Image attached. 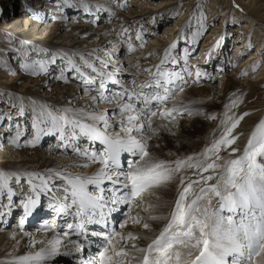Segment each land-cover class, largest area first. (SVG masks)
<instances>
[{"label": "bare ground", "instance_id": "1", "mask_svg": "<svg viewBox=\"0 0 264 264\" xmlns=\"http://www.w3.org/2000/svg\"><path fill=\"white\" fill-rule=\"evenodd\" d=\"M77 1L34 0V8L32 11H29L27 8V0H22L19 2L21 6L18 5L21 9L19 16H8V18L6 17V13L11 12L13 9V0H0V83L13 86L10 93L8 92L5 96H0V163L2 164H0V174H3L7 178V186L0 188V209L2 210L0 211V264H18L21 257L35 255L38 251L47 247V242L53 238L61 240V244L58 246L60 255L54 259H58L61 255L63 257L55 263L42 261L40 264H72V260L81 257L80 252L82 250L84 252L83 245L79 243L81 250L77 252L74 248V241L69 238V233L59 225L56 227L53 225H43L37 230L33 228L34 234H29L24 231L32 225L34 215L42 210L43 203L41 201L44 198H47L50 209L60 211L61 206L66 208L65 211H61L63 214L60 215L58 221L60 224L65 220L64 215L66 214L74 217L73 214L76 213L85 222L89 220L91 214L90 211L84 214H78V205L72 204L69 192L65 191L69 188L67 178L69 174L72 178H90L95 176L102 165L98 162L93 163L90 161L88 155H91L93 152L98 153L99 149L102 152L105 146L99 140H93L90 136L82 133L78 127H74L71 123H65L59 118L64 116L68 121L75 120L81 124L93 126L108 136L115 137L117 134L124 135L121 131L120 121L126 119V117L120 115V106L125 102H135V108L139 109L143 107L141 101L144 95H154L156 92L162 93L163 89H157L155 87V80L158 78V69L169 74L171 70L170 67L167 68L170 65L168 63L169 61L173 62L174 67L178 65L174 71H183L184 69L183 72H187L185 70L188 69L187 61L181 60L180 64H176L175 48H172V45H178L181 43V40H190L193 38L194 45L192 44V47H194L197 41L196 38L200 36L198 32V34L194 33L191 38L190 36H186L187 38L184 37L186 35V28L192 18L191 15L183 22L180 19L176 24L165 27L166 29L163 33L156 34V29L160 25L157 22L162 21L164 23V14H168L177 8L175 5H179V0H162L154 5L153 2L155 0H131L130 5L127 3V0H121L119 11L113 6V10L115 11V13L113 12V16L111 15V9H107L104 4L96 2V0ZM232 1L235 4L236 2L240 4L238 6L240 11H245L247 7H253L254 11H258L263 6L254 0ZM209 5V11V7L215 9V13H211V16L214 14V17L211 18L214 22L219 15L223 17L225 11L217 0H211ZM2 6L5 7V10H2ZM94 8L95 10H93ZM238 11H236V15H240V11ZM100 15L104 17L100 18ZM160 17L163 18L161 19ZM148 18H153V26H147L148 28L144 29L141 23ZM68 20H72V22H68ZM85 20L92 22V25L82 24ZM100 20L103 22L101 21L98 27L95 26L93 28L94 23ZM247 21L249 23L250 20L247 19ZM179 22H181V27L177 30ZM222 23L220 22L219 26L212 27L207 41H213L212 44H214L216 41L221 43L225 40L223 32L216 31V29H221ZM248 23L245 22V26H242V28H249L250 23ZM134 26L136 27L133 28ZM130 27H132L133 34L135 36L137 35L135 41L140 43V45L146 38V35L153 38L147 40L150 43L144 50L142 49L143 51H140L141 46H139V48L141 47L139 49L135 45H132L130 41L128 42L129 38L127 36ZM237 31L238 29L233 30V32ZM243 43L235 44V57L239 56L240 51L238 50L244 46L245 43ZM108 44L111 46L108 49H104ZM16 45L18 46L17 48L15 47ZM130 46L133 49L131 51L129 50ZM202 48H204L203 54L207 56L206 54L210 50L208 49V45L203 44ZM212 50L214 51V49ZM166 52L169 53L167 60H165ZM130 53L135 54L127 58ZM260 55L259 48H257L253 54H250L241 61L242 64L239 68L231 70L232 74H229L231 71L226 73L225 71L227 70L221 71L220 69L219 72L223 75H221L222 80L234 79L233 77L241 73V68L247 67L253 61L261 60L264 62V56L261 57ZM170 58H175L176 61L174 59L170 60ZM215 58L217 61L218 57L212 58L208 56L207 62L204 61L202 64H196L201 65V68L199 71L197 69L194 70V73L192 70L191 76L193 75L194 79L190 82L179 79L178 77L181 73L173 75L176 73L171 72L174 76L172 83L166 84L165 87L173 89L175 94L178 93L174 95L176 97L173 99V96L165 105H158L156 101L150 103L149 107L157 111V116L154 119L151 118L152 129L155 132L153 133L146 128V134L143 136L135 132L133 133L137 135L138 139L147 141L150 154L155 153V145L158 146L164 141L166 131L162 123L168 125V132L170 134L181 137L187 133L189 128H193V123L199 120V116L202 117L201 114L192 116L190 121L186 119L187 115L192 114L188 109V104L194 102L196 99L190 96L188 101H186L184 99L185 95H191L190 92L199 94L198 97L201 104H199L200 107L198 110L207 109L211 111L214 104H218L219 101L224 100V95L219 90L222 84L217 80L215 74L210 75L209 73L206 76L204 74V72L211 71L212 60ZM35 60H41L42 62L37 63ZM162 61L164 62L161 63ZM9 64H12V66ZM162 66L165 67L161 68ZM228 66L225 65L224 67L228 68ZM93 68L96 71H93ZM54 69L56 70L55 72L53 71ZM193 69H195L194 66ZM196 72H199V76L197 77H195ZM59 74L60 78L57 79L56 77ZM71 75L74 78L72 79L74 80L72 83L68 81ZM87 75L92 77L93 80L88 79ZM258 77V79H264V66L260 70ZM199 79H203V82L206 81V85H203L201 88L183 89L187 83L194 84L191 87H197L200 84ZM101 80L108 85L103 88L100 86L95 87L93 83L96 81L101 83ZM247 80L249 79L247 78ZM115 81L118 84H111ZM144 85L152 86L142 87ZM111 86H113V89L110 88ZM180 88L183 91H179ZM116 91L118 92L117 95L114 94ZM125 91L128 94L134 93L136 95H133L131 101L128 99L127 94L120 97V94ZM181 93L183 95L179 99ZM20 94H23L22 97H18ZM101 96L106 99H101ZM117 97H120L119 100H117ZM121 100L125 102H121ZM173 107L182 110L184 117L179 112L173 113L174 119L171 117L162 119L160 117V112L166 109H172ZM255 108L256 106H252L246 109L247 111H255ZM98 109L101 111L97 112ZM189 111L191 114H189ZM30 116L33 119L32 127L34 128L32 131L35 133V136L33 137L34 139L32 138L33 140L28 139L24 143V141L21 142V138H25L27 128L24 126L25 130L22 133H15L11 127L16 122L26 125L27 121H31ZM91 116H104L111 126L105 128L103 120H93L90 119ZM261 116L262 112L249 116L245 115L244 120L239 125L238 133H236L238 137L236 147L239 149L237 151L239 156L242 155L243 149L253 133L255 125L258 126L264 121L261 120L258 122ZM5 117H10V119L4 125L3 121H5ZM156 117L157 119H162V123L156 122ZM66 133L73 135L74 142H78V135L82 138L78 143L82 142L86 136L85 145L88 143L93 144L97 141L101 146L96 145L92 153H88L80 147L72 151L68 147L66 148ZM37 136H39V140L33 146L31 142L36 141ZM58 143L61 146H65V148H52L53 144L57 145ZM49 144H51L50 147ZM73 156L78 157L80 160L73 158ZM131 157L128 153H122L120 157L121 165H125V161L130 160ZM135 158L138 159V157ZM89 163L91 164L89 165ZM83 165H87V167ZM74 169L76 171L71 172ZM124 169L126 170L127 166ZM57 173H61L62 175H57ZM78 173L83 175L78 176ZM183 176L186 182L189 179L198 178L192 170L184 172ZM39 177H43L47 181V189L42 187V181ZM178 183L179 177L167 186L171 187L173 184V187L168 189L165 187L157 190V196H145L139 202V205L136 203L122 204L125 205L126 211L118 222V233L125 236L128 233H133L139 239L134 242L123 241L118 236L113 240V245L117 250L122 246H126L130 253H135V249L131 247L132 243H136L138 246H146L158 235L159 231L167 223L166 218L169 217L172 206L181 190L180 184ZM14 186L16 187V194L13 193ZM92 187L95 188L93 185H88L90 191ZM100 187L109 189L112 187V183L111 181L105 180ZM115 187L119 188L121 185H115ZM197 188L198 186L194 185V191ZM19 189H21L20 194L17 193ZM48 189L51 190L49 191ZM95 191L98 195L100 194L98 190L95 189ZM110 192V190L105 191L103 195L110 197ZM13 199L14 204L12 205ZM30 199H35L37 204L32 214L25 217L24 204ZM207 199L208 197L206 196L204 202ZM212 200L213 204H215L216 198H212ZM149 201L155 205L154 208H149ZM119 205L116 204L114 206L117 207ZM153 215L161 217V219L152 220L150 217ZM135 216L142 218L139 224H134L129 219V217ZM21 220L24 221L23 227H21ZM125 221H127L126 225L121 227L122 224H125ZM144 223H148L150 228L145 229L143 227ZM6 225L9 226L5 230ZM45 226H48L49 230H44ZM135 254L139 255L138 253ZM85 258L89 264H99V256L94 257L91 253L85 251ZM128 260H132L131 255L128 257ZM32 264H36V262H32Z\"/></svg>", "mask_w": 264, "mask_h": 264}, {"label": "snow or ice", "instance_id": "2", "mask_svg": "<svg viewBox=\"0 0 264 264\" xmlns=\"http://www.w3.org/2000/svg\"><path fill=\"white\" fill-rule=\"evenodd\" d=\"M175 47L176 45L173 44L172 48ZM129 50H133L131 46ZM168 55L169 53L166 52L165 60ZM92 70L96 71L95 68ZM171 83L169 74L158 69L155 87L163 89L162 93L144 95L141 101L143 107L139 109L135 108V102L120 106V115L126 117L120 121L124 135L108 136L93 126L75 120L68 121L64 116L59 118L65 123L78 127L82 133L93 140H99L105 146L102 152L88 155L90 161L102 165L95 176L72 178L69 174L67 178L69 188L65 191L69 192L72 204L78 205V214L90 211L89 219H91V215L96 214V209H103L109 202L113 205L133 203L139 205L145 196H157V190L167 187L179 176L181 190L169 217L166 218L167 223L158 235L146 246L131 244L135 253L139 255L130 253L126 246L117 250L113 245V240L118 236L123 241L134 242L139 239L137 235L133 233H128L126 236L120 233L105 235L107 244L102 246V251L99 252V264H133V262L135 264H264V121L253 131L239 157L222 161L220 156L222 149H231L229 153L231 156L239 151L238 148L232 147L238 139L233 136V131L243 117L233 120L226 114L225 120L222 121L226 125L224 133L198 157L189 156L174 162L154 160L148 150L147 141L138 139L136 134L145 135L146 128L155 132L152 129L151 118L157 116V111L149 105L152 101H156L158 105H165L175 95L173 89L165 87L166 84ZM100 87H104L103 80ZM179 91L183 89L180 88ZM126 94L130 101L133 95H136L125 91L120 97ZM120 97H117V100ZM101 99L106 98L101 96ZM174 112L182 114V110L173 107L160 112L159 115L162 119L169 117L174 119ZM90 119L103 120L105 128L111 126L104 116H91ZM230 120L233 122L227 126ZM134 132L136 134H133ZM38 140L39 136L36 141L31 142L33 146ZM122 153L138 157V159L126 160V170L120 161ZM83 166L87 167V165ZM188 170H195L198 178L186 182L180 173ZM57 175L62 174L57 173ZM39 178L42 187L47 189V181L43 177ZM214 179L216 183H208ZM105 180L111 181L113 186L111 189L100 187ZM88 185L95 186L100 194L90 191ZM115 185L121 187L116 188ZM194 185L198 186L195 191ZM6 186L7 178L0 174V188ZM109 190L112 195L105 197L103 193ZM206 196L209 199L204 202ZM212 198H216L215 204ZM36 204L35 199H30L24 204L25 217L32 214ZM154 207L155 205L149 201V208ZM59 210L65 211L66 208L61 206ZM115 210V208L110 209V211ZM100 216L102 220L103 211L100 212ZM150 218L161 219L155 215ZM129 219L134 224H139L142 218L135 216ZM20 223L23 227L24 221L21 220ZM126 223L127 221L121 227ZM143 227L149 229L150 225L144 223ZM68 228H72V225L69 224ZM60 244V239L53 238L47 242V247L35 255L21 257L18 264H32V262L40 264L42 261H51L60 255L58 247ZM73 244L75 250L79 252L81 246L75 242ZM130 255L132 260H128Z\"/></svg>", "mask_w": 264, "mask_h": 264}, {"label": "rangeland", "instance_id": "3", "mask_svg": "<svg viewBox=\"0 0 264 264\" xmlns=\"http://www.w3.org/2000/svg\"><path fill=\"white\" fill-rule=\"evenodd\" d=\"M20 1H22V0H13V4H14L13 9L11 10V12L6 13V17H8V16L12 17L14 15L19 16V12H21L20 7H18V5L21 6V4H19ZM72 1L78 2L77 0H72ZM127 1H128L127 3L130 5L131 0H127ZM141 1H146V0H141ZM160 1H162V0H155L153 2V5L156 3H159ZM210 1L211 0H179V5H177V4L175 5V6H177V8H175L172 12H169L168 13L169 15L164 14L163 17L165 19V22H164L165 24L162 23V21L157 22V24H160V25H159V28L156 29L157 30L156 34L159 35V34L163 33V31L166 29L165 27L172 26V25L176 24L180 19H181V22H183L184 20H186L191 15L192 18L189 21L190 23L188 24V26L186 28V31H185L186 35L184 37L187 38L188 36H190V38H191V36L194 33L198 34V32H199L198 35H200V36L198 38H196L197 41L195 40L196 45L194 47H192L193 40H194L193 38H191L190 40L189 39L188 40L187 39L181 40V43L176 45L175 51H174L175 57L177 59L176 64H180L181 60L187 61V68H188L187 70H189L188 72H190V71L192 72V70H193V73H194L195 72L194 70L197 69L199 71V69L201 68V65L199 66L196 64H202V63H204V61L207 62L208 56H210L212 58L218 57L217 61H216V58L212 60V64H211L212 69L210 72H206V74H209V73H210V75L215 74V76L217 77V80H219L221 82L222 86L220 87L221 89H219V90L222 91V94L224 95V98H223L224 100L219 101L218 104H214L213 109L211 111L207 110V109L198 110V108L200 107L199 104H201L199 97H198L199 94L197 93L198 94L197 95L196 93L190 92L191 95H185L184 99L186 101H188V98L190 96L192 98L196 99L194 102H191L190 104H188V109L192 112V114L187 115L186 119L190 121L192 119V116L201 115V114H202V117L199 116L198 117L199 120H196L193 123V128H189L187 130V133L185 135H182L181 137H178L177 135H176L177 136L176 137V136H173L172 134H170L168 132V130H169L168 125L162 123L163 120L160 118L157 119V117H156L155 118V119H157L156 122L162 123V126H163V128H165L166 133L164 135V141L161 144H159L158 146L157 145L154 146L155 153L153 152L150 154L151 158L154 160H163L166 162H174L176 160L185 159L189 156L198 157L204 151V149L206 147L210 146L211 143L215 139H219L220 136L224 133L226 125L223 124L222 121L225 120L226 114L228 116H231L233 118V120L239 119L240 117H243V119L240 120L239 125L244 120L245 114H247L249 116V115H253L254 113L258 114V113L262 112V116H261L262 118L260 117L258 122H260L261 120H264V103H263V101H264V79H258L259 78L258 75L260 73V70L264 66V62L261 60L251 62L250 63L251 66L248 65L247 67L241 68L240 74H238L236 77H233L234 79H231V80L229 79L227 81L225 80L226 82L224 80H222L223 75L221 72H219V70L221 69V71L227 70L225 72L229 73L232 69L239 68V66L242 64L241 61L244 58L248 57L250 54H253L257 50V48H259V55L261 54L260 55L261 57L264 56V51H263L264 50V19H263L264 18V0H254L255 2H258V3L263 5L262 8L259 9L258 11H254L253 7H247V8H245V11H242V10L240 11L238 8V6H240V4L238 2H236V4H235V2L232 0H217L219 2V5H221L223 10L225 11V14L223 15V17H222V15H219L218 17H216L215 22H214V20L211 19L212 17H214V14H212V16H211V13H215V9L214 8L211 9L209 7L211 12L208 10V6H210L209 5ZM96 2H100V3L104 4L105 7L109 10L111 9L110 10L111 15L113 16V12L115 13V11L113 9L115 7V9H117V11H119V6L121 3V0H106V1L105 0H96ZM33 3H34V0H27V8L29 9V11H32V9L34 8ZM191 5H192V7H191ZM3 9L5 10L4 6H2V10ZM192 9H194V10L191 12ZM93 10H95V8ZM236 11H238L240 15H236ZM106 12H108V11H106ZM108 13H110V12H108ZM67 15H69V14H67ZM114 16L116 17L115 14H114ZM99 17L103 18L104 16L100 15ZM163 17H160V18L162 19ZM246 18L250 20L249 21L250 24L248 23ZM70 21L72 22V20H68V22H70ZM79 21H82V20H79ZM88 21L85 20L84 22H82V24H91L92 25V22L89 21L90 22L89 23ZM101 21L102 20L96 21L94 23L95 25L93 26V28L95 26L98 27L101 24ZM152 22H153V18H148L145 21H143L141 23V25H143L144 29H147L149 26L150 27L153 26ZM181 22L178 23L179 25L177 26V30L180 29ZM220 22H223L221 25L222 27H221V29H216V31L223 32L225 40H223L221 43L219 41H216V42L214 41L215 43L212 44L213 41H207V38L211 32L212 27L219 26ZM245 22H247L250 25L249 28H247V27L242 28V26H245ZM135 27L136 26H134L133 28H135ZM234 29H238V31L233 32ZM221 35H222V33H221ZM136 36H135V34H133L132 27H130L128 29V36H127L129 38L128 42L130 41L132 45H135V43H136L137 45H135V47L139 48L140 43L135 41ZM259 37L261 38V40ZM146 38L144 39L145 40L144 43L141 45L142 48L141 47H140L141 49L139 48L140 51H143L145 49V47L148 46L150 43L147 40H149L151 38V36L146 35ZM151 39H153V38H151ZM241 43H243L244 46L238 50V51H240L239 56L235 57L234 56L235 44H241ZM259 43H260V46H259ZM203 44H207L209 47L208 49H210L209 52L206 54L207 56H205L203 54L204 53L203 52L204 48H202ZM110 46L111 45L108 44L104 49H108V47H110ZM15 47L17 48L18 46L16 45ZM212 49H214V51ZM186 50L191 51V52H188ZM205 50H206V48H205ZM134 54L135 53H130V55H128L127 58H130ZM185 54H187V55H185ZM219 55H220V58H219ZM204 57H206V58H204ZM171 59H174L176 61L175 58H170V60ZM263 59H264V57H263ZM35 61L37 63L42 62L41 60L40 61L35 60ZM188 61H189V64H188ZM168 63L170 65H168L167 68L170 67V69H171L169 71V76L171 78H173L174 76L170 72L176 73V74L181 73L179 75V79H181L183 81H187L186 78H188V74H189L188 72H183L184 69H183V71H174V70H176L178 65L174 67L172 61H169ZM209 63H211V62L209 61ZM252 63L253 64L255 63V64L253 65ZM9 65L12 66V64H9ZM171 65H172V67H171ZM225 65H229L228 68L224 67ZM193 66L195 67V69H193ZM164 67L162 66L161 68H164ZM216 70H217V73H216ZM53 71L55 72L56 70L54 69ZM47 73H49V72H47ZM197 73H199V72H196L195 77H197ZM60 74L57 75V77H56L57 79L60 78ZM204 74H205V72H204ZM229 74H232V71ZM72 77H73L72 75L70 78L68 77L69 78L68 81H71V83H72V81H74V80H72V79H74ZM87 78L90 79L91 81L93 80V78L88 76V75H87ZM247 78L249 80H247ZM141 81H143V79H141ZM115 83L118 84V82H116V81L114 83L112 82L111 84L115 85ZM199 83L200 84H198L197 87H191L194 84L187 83V85H184L185 87L183 89L188 88V90H189L190 88H201L203 85H206V81L203 82V79H199ZM107 85H106V83H104V86H107ZM98 86H100V83H98ZM95 87H97V86H95ZM12 88H13V86H9L7 84L0 83V96H2V95L5 96L6 93H8V92L10 93ZM110 88L113 89V86H111ZM93 92H95V91H93ZM183 93L180 94V96H179L180 98L178 97L179 99L182 98ZM177 94L178 93H176L175 95H177ZM22 95L20 94L18 97H22ZM41 96H43V95H41ZM175 97L176 96H174L173 99ZM121 102H125V101L121 100ZM125 103H128V102H125ZM257 104H259V105H257ZM252 106H256L255 111H247L246 108L252 107ZM100 111L101 110H99V109L97 110V112H100ZM211 115H212V117H210ZM181 116L184 117L183 114H181ZM10 117H13V116H10ZM10 117L4 118L5 119V121H3L4 125H5V123H7V121H9ZM176 117H178V116H176ZM30 118H31V116H30ZM152 119H154V117H152ZM232 122L233 121H231V120L228 121L227 126H230ZM18 124H19L18 122L13 123L12 127H11L12 131L15 133H22L25 130L24 126H25V128H27V132H26L27 134L25 135V138H23V137L21 138L22 139L21 142L24 141V143H25L28 141V139L33 140L34 139L33 137L35 136V133H33V131H32L34 128V127H32L33 126V119L31 118V121H27L26 125H24V124L18 125ZM239 125H238V127H239ZM238 127L233 131V136L237 137L236 133H238L237 132ZM256 127H257V125H255L254 130L256 129ZM65 138H67V139H65V144H67L66 148L68 147V149H71L72 151L78 147H80L82 149L90 148L89 143H88L89 145L87 144L88 147H87V145H85L86 142H84V143L80 142L81 144L78 143L79 140H82V138L79 135L77 136L78 142H74L73 135H70L69 133L65 134ZM198 142H200V143L197 144ZM58 144L57 145L53 144L52 148H55V147L56 148H59V147L65 148V146H61L60 143H58ZM50 146H51V144H49V147ZM232 147L237 148L236 143L234 145H232ZM190 150L193 152L191 153ZM230 152H231V149H222L221 150L220 156L222 158V161H226V160H229V159H232V158L239 156L238 152H236L234 154V156L229 155ZM98 153H100V152H98ZM169 153H170V155H169ZM180 155H183V156H180ZM167 157H169V158H167ZM73 158L80 160L78 157L73 156ZM84 161L87 162L86 160H84ZM90 164L91 163H89V165ZM66 171H69V170H66ZM75 171H76V169L71 170V172H75ZM192 171L195 172V170H192ZM0 172H1V168H0ZM82 172H84V170H82ZM77 175L82 176L83 174L78 173ZM180 175L183 176L184 172L180 173ZM208 183L214 184V183H216V180L214 179L212 181H209ZM173 184L171 185V187L174 186ZM171 187H167V189L171 188ZM90 189H91V191H95V188H93V187ZM20 191H21V189H19L17 191V193L20 194ZM13 193L16 194V187L15 186H14ZM208 199H209V197H208ZM16 201H18V200H16ZM17 203L19 204V202H17ZM13 204H14V199L12 200V205ZM0 211H2V210L0 209ZM8 226L9 225L5 226L6 227L5 230L8 229ZM44 230H49V227L45 226ZM24 231L29 233V234H34L33 228L27 227ZM81 253H83V250L80 252V255H81V257L84 256V258H85V254L83 255ZM62 257L63 256L61 255L58 259H52L51 261H48V263H51V262L55 263V262L59 261Z\"/></svg>", "mask_w": 264, "mask_h": 264}]
</instances>
